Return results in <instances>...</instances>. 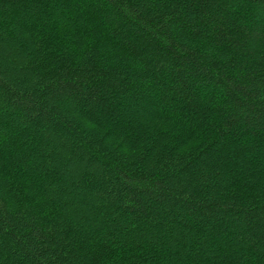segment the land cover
Listing matches in <instances>:
<instances>
[{
    "label": "trees",
    "instance_id": "trees-1",
    "mask_svg": "<svg viewBox=\"0 0 264 264\" xmlns=\"http://www.w3.org/2000/svg\"><path fill=\"white\" fill-rule=\"evenodd\" d=\"M0 264H264V0H0Z\"/></svg>",
    "mask_w": 264,
    "mask_h": 264
}]
</instances>
